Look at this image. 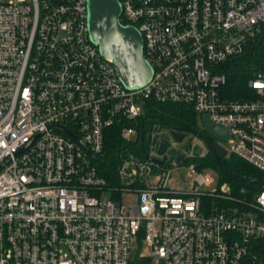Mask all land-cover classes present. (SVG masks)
<instances>
[{
    "label": "built area",
    "instance_id": "2783aa9c",
    "mask_svg": "<svg viewBox=\"0 0 264 264\" xmlns=\"http://www.w3.org/2000/svg\"><path fill=\"white\" fill-rule=\"evenodd\" d=\"M119 3L153 70L136 90L92 42L87 0H0V264H264V188L219 206L230 186L200 191L213 179L190 162L193 188L171 189L193 151L159 122L139 129L148 100L188 106L200 127L204 116L225 126L230 138L216 144L264 174V60L238 98L224 72L264 43V0ZM115 126L126 146L111 159ZM162 142L170 163L154 160ZM142 242L149 254L133 256Z\"/></svg>",
    "mask_w": 264,
    "mask_h": 264
},
{
    "label": "trees",
    "instance_id": "16d2710c",
    "mask_svg": "<svg viewBox=\"0 0 264 264\" xmlns=\"http://www.w3.org/2000/svg\"><path fill=\"white\" fill-rule=\"evenodd\" d=\"M264 60V43L259 41L239 58H236L224 72L227 76V96L238 98L244 96L246 80L252 71L262 65ZM150 122H159L162 126L178 130L201 129L197 114L188 106L180 104L159 103L148 100L139 120V129L145 130ZM148 123V124H147ZM203 131V130H202ZM105 146L106 157L117 158L126 145L120 134V127L109 128ZM132 147V145H129ZM137 149V148H135ZM188 163H194L198 169L203 165H211L220 171L221 183L229 182L230 195L232 198L215 197L214 201L220 205L237 206L240 201L250 202L253 193L264 188V174L241 158L232 155L228 159L220 156V160L210 151L206 155L194 153L185 159ZM210 201V198L207 199Z\"/></svg>",
    "mask_w": 264,
    "mask_h": 264
},
{
    "label": "water",
    "instance_id": "95a60500",
    "mask_svg": "<svg viewBox=\"0 0 264 264\" xmlns=\"http://www.w3.org/2000/svg\"><path fill=\"white\" fill-rule=\"evenodd\" d=\"M120 15L119 0H87V24L92 42L104 57L112 59L122 84L127 89L136 90L150 81L153 70L142 52V35L134 26L122 24ZM200 123L202 130L213 138L219 141L230 138L225 126L212 121L207 116L202 117ZM170 134L178 143L183 140V134L179 133L178 129L170 128ZM202 140L208 150L216 149L217 153L214 155L218 160H220V156L223 157L227 154L221 145L211 144L204 138ZM190 147L191 145L188 144L185 152H189ZM166 148V142L159 145L157 153L163 158H155L157 163L163 164L172 161V157L166 160ZM183 159V155H178L175 158L178 162Z\"/></svg>",
    "mask_w": 264,
    "mask_h": 264
},
{
    "label": "rangeland",
    "instance_id": "374dc122",
    "mask_svg": "<svg viewBox=\"0 0 264 264\" xmlns=\"http://www.w3.org/2000/svg\"><path fill=\"white\" fill-rule=\"evenodd\" d=\"M202 132L206 134L207 136H210L206 132L204 131ZM211 138L215 139L213 137ZM135 139H136V136L133 135L132 142H135ZM190 141L193 142L197 147H199L202 150L201 151L202 155H206L207 147L204 141L200 137L194 138L193 136H190V134L185 137V139L182 141L181 144L177 142L175 147L177 150H179ZM215 141H217V139H215ZM221 143L224 146H226L225 142H221ZM231 156H232L231 153L227 152V154L223 156V158L228 159ZM187 165H188V161L187 162L184 161L171 171V177H170L169 184H168L171 189L188 191L193 188L194 179L197 173L196 172L191 173ZM200 170L204 175H209L213 179V181L209 185H202L199 188V190L202 192H210V193L215 192L221 185L220 171L216 167H213L211 165H203L201 166ZM223 182L229 184V182L227 181H223ZM135 196L136 195H133V194H127L126 196L124 195L121 199L123 203H131L135 199ZM110 197H111V194L109 192H104L102 194L103 200L109 199ZM138 252L142 254H146V255L149 254V249L147 245L145 244V242H142L141 246H139L138 244H132V255L135 256ZM151 264H159V263L154 260L152 261Z\"/></svg>",
    "mask_w": 264,
    "mask_h": 264
},
{
    "label": "flooded vegetation",
    "instance_id": "af4514ba",
    "mask_svg": "<svg viewBox=\"0 0 264 264\" xmlns=\"http://www.w3.org/2000/svg\"><path fill=\"white\" fill-rule=\"evenodd\" d=\"M178 132L179 133H182L183 134V140L185 139V137L187 136V135H189L190 134V136H193L194 138H197V137H200L201 139H206L207 141H209L211 144H216V141L214 140V139H212L210 136H207L206 134H204L203 132H202V130L201 129H198V130H178ZM182 140V141H183ZM182 141L180 142V144L182 143ZM188 144H190L191 145V147H190V150L191 151H193V154L194 153H199V154H202V150L199 148V147H197L193 142H188L186 145H184L181 149H179V151L180 152H183V151H185V148L187 147V145ZM193 145V146H192ZM208 151H210V150H208L207 149V152ZM210 152H212L213 154H215V153H217V151H216V149H214V150H212V151H210Z\"/></svg>",
    "mask_w": 264,
    "mask_h": 264
}]
</instances>
